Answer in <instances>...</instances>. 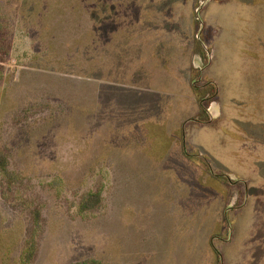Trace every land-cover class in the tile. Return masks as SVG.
<instances>
[{
  "label": "rangeland",
  "instance_id": "1",
  "mask_svg": "<svg viewBox=\"0 0 264 264\" xmlns=\"http://www.w3.org/2000/svg\"><path fill=\"white\" fill-rule=\"evenodd\" d=\"M0 6V264H264V0Z\"/></svg>",
  "mask_w": 264,
  "mask_h": 264
},
{
  "label": "trees",
  "instance_id": "2",
  "mask_svg": "<svg viewBox=\"0 0 264 264\" xmlns=\"http://www.w3.org/2000/svg\"><path fill=\"white\" fill-rule=\"evenodd\" d=\"M1 10V6H0ZM198 47L201 49L199 52V55L201 56L202 59L206 58L205 51L202 49L200 44ZM194 89L197 91L198 88L194 87ZM212 90L215 91L214 97L217 95L216 94V88L212 86ZM198 92V91H197ZM202 98L199 99L200 107L202 110V113L200 116H202V120H209L207 113H206V103H205V95L201 96ZM0 173L4 175V177H7L8 179H11L14 175L13 173L10 172L9 170V165H8V159L7 156L4 155L3 153L0 152ZM101 196L100 194H88L86 197L83 198L82 203L80 205V210L82 212H87V211H93L97 209L101 205ZM25 253V252H24ZM35 255V245L33 247H30V250L28 249L26 257L28 258L29 261H31L34 258ZM84 264H102L99 261H90V262H85Z\"/></svg>",
  "mask_w": 264,
  "mask_h": 264
},
{
  "label": "crops",
  "instance_id": "3",
  "mask_svg": "<svg viewBox=\"0 0 264 264\" xmlns=\"http://www.w3.org/2000/svg\"><path fill=\"white\" fill-rule=\"evenodd\" d=\"M168 76H166V77H164L165 79L167 78ZM167 130H168V128H167ZM167 135H169V137L171 138V134H168V132H167ZM173 135V134H172ZM182 135H184V133L181 131L180 132V138H177L176 140H177V144L180 146V154H179V156H181L180 158H182L183 160H185L184 158H183V156H182V154H185V156H187L186 158H188L189 157V159H190V156L187 154V151H185V147H186V140H187V138H184ZM167 140H169V138L167 139ZM169 141H171V140H169ZM187 150V149H186ZM226 227V226H225ZM226 236V235H225ZM232 239H233V237L231 236V239L230 240H228L229 242H231L232 241ZM257 241V240H256ZM223 242L224 243H228L227 242V239H224L223 240ZM263 242H264V238L263 237H261V238H259V241H257V243H256V246H260V245H262L263 244ZM257 248V247H256ZM259 248V247H258ZM253 252V251H252ZM219 254H221V253H219ZM253 255V258L252 259H255V257H256V259H258V261H260V262H262V263H264V254H262V251L261 252H259L258 254H252ZM223 256L221 255V264H224L223 263V258H222ZM262 260V261H261ZM255 261H253V262H251L250 264H255L254 263Z\"/></svg>",
  "mask_w": 264,
  "mask_h": 264
}]
</instances>
